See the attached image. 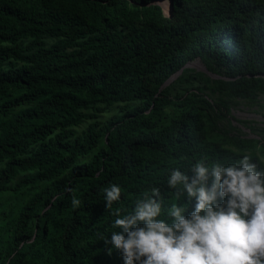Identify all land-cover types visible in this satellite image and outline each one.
I'll return each instance as SVG.
<instances>
[{
	"label": "trees",
	"instance_id": "obj_1",
	"mask_svg": "<svg viewBox=\"0 0 264 264\" xmlns=\"http://www.w3.org/2000/svg\"><path fill=\"white\" fill-rule=\"evenodd\" d=\"M166 1L0 0V264H124L104 239L117 208L154 185L167 196L171 167L264 150L209 134L231 98L264 91V0ZM195 59L219 76L202 71L215 105Z\"/></svg>",
	"mask_w": 264,
	"mask_h": 264
},
{
	"label": "clouds",
	"instance_id": "obj_2",
	"mask_svg": "<svg viewBox=\"0 0 264 264\" xmlns=\"http://www.w3.org/2000/svg\"><path fill=\"white\" fill-rule=\"evenodd\" d=\"M235 157L171 167L167 196L154 185L136 196L132 211L116 209L108 252L119 250L124 264H264V155L237 149ZM103 193L109 208L121 186L110 183ZM185 196L194 200L191 211L179 202Z\"/></svg>",
	"mask_w": 264,
	"mask_h": 264
},
{
	"label": "rangeland",
	"instance_id": "obj_3",
	"mask_svg": "<svg viewBox=\"0 0 264 264\" xmlns=\"http://www.w3.org/2000/svg\"><path fill=\"white\" fill-rule=\"evenodd\" d=\"M161 9H166V5L168 7V2L166 0H154ZM165 13V12H164ZM190 70L193 69V72H206V76L210 79H218L219 76L214 73L210 72L209 70L205 69L203 63H201L198 59H195L190 62L189 67ZM202 72V73H203ZM203 73V74H204ZM188 74H190L188 72ZM204 79L207 80V83L210 85L209 89H205L201 92L202 97H210L212 102L218 103L217 99L220 95L218 91L213 92L215 86L214 82L208 81L207 77ZM209 99V98H208ZM211 99H209L211 101ZM230 114L229 116H219L213 117V127L210 128V135L214 136L216 132H225L229 135H237L241 136L242 138H255L259 139L261 144L264 142V91H262L261 87L259 90H256L254 98L252 101L240 98H231L230 103ZM115 109H111L110 112H106L103 116V119H107L110 117V114ZM171 110V109H170ZM172 111V110H171ZM170 111V112H171ZM248 152L254 153L259 152L260 154L264 155V150L261 147L252 148ZM255 153V154H256ZM13 203V197L8 194L0 195V219L2 218L3 211L9 209V207ZM5 264H8V259L4 261ZM3 263V264H4Z\"/></svg>",
	"mask_w": 264,
	"mask_h": 264
},
{
	"label": "water",
	"instance_id": "obj_4",
	"mask_svg": "<svg viewBox=\"0 0 264 264\" xmlns=\"http://www.w3.org/2000/svg\"><path fill=\"white\" fill-rule=\"evenodd\" d=\"M186 66H189V63H186L184 67ZM181 70H179L177 73L173 74L171 77H169L164 83L163 85L165 84H168L169 82H171L179 73H180Z\"/></svg>",
	"mask_w": 264,
	"mask_h": 264
}]
</instances>
